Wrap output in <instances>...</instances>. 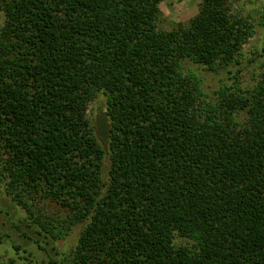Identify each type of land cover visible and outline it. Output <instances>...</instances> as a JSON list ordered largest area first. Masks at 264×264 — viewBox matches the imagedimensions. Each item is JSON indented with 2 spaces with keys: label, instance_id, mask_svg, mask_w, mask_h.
Listing matches in <instances>:
<instances>
[{
  "label": "trees",
  "instance_id": "1",
  "mask_svg": "<svg viewBox=\"0 0 264 264\" xmlns=\"http://www.w3.org/2000/svg\"><path fill=\"white\" fill-rule=\"evenodd\" d=\"M161 1L0 0L6 193L45 241L87 221L55 264H264V77L212 103L185 68L227 67L254 27L202 0L162 29ZM99 92L107 148L86 115Z\"/></svg>",
  "mask_w": 264,
  "mask_h": 264
},
{
  "label": "rangeland",
  "instance_id": "2",
  "mask_svg": "<svg viewBox=\"0 0 264 264\" xmlns=\"http://www.w3.org/2000/svg\"><path fill=\"white\" fill-rule=\"evenodd\" d=\"M201 2L162 0L159 4L162 10L159 27L172 29L180 22L186 24L197 15ZM230 7L233 14L248 19L254 27L253 36L243 45L236 61L217 71L191 62L185 63V68H191L201 79L204 98L212 103L218 102L220 89L227 87L233 92L245 91L264 77V0H230ZM4 20V13L0 11V28ZM106 101V95L99 92L89 103L86 112L98 140L105 148L108 147L107 133L110 126L106 116ZM239 119H243L242 116ZM108 168L109 159L106 155L104 177L108 174ZM38 206L50 217L62 218L66 215L60 206L46 199H42ZM28 223L26 211L6 193L5 180L0 177V264H11L12 260L14 264L61 263L74 252L87 221L74 225L66 236L53 242L38 236ZM175 242L192 245V241L178 235Z\"/></svg>",
  "mask_w": 264,
  "mask_h": 264
}]
</instances>
